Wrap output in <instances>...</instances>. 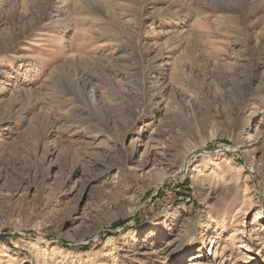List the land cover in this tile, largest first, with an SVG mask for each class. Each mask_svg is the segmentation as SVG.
Returning <instances> with one entry per match:
<instances>
[{
	"label": "rangeland",
	"instance_id": "rangeland-1",
	"mask_svg": "<svg viewBox=\"0 0 264 264\" xmlns=\"http://www.w3.org/2000/svg\"><path fill=\"white\" fill-rule=\"evenodd\" d=\"M244 257L264 264V0H0V264Z\"/></svg>",
	"mask_w": 264,
	"mask_h": 264
},
{
	"label": "bare ground",
	"instance_id": "bare-ground-1",
	"mask_svg": "<svg viewBox=\"0 0 264 264\" xmlns=\"http://www.w3.org/2000/svg\"><path fill=\"white\" fill-rule=\"evenodd\" d=\"M258 139V138H257ZM257 139H255V140H250L251 142L253 141H256ZM198 148V147H197ZM219 148L221 149V150H223V151H225L226 150V148H228V149H230V147L229 146H226V145H220L219 146ZM227 149V150H228ZM202 153H205V150L204 149H196V150H194L193 152H191L190 154H188V156H185V157H183V164L180 166V167H178V168H176V170L172 173V175L171 176H169V177H172V176H174V177H183L184 176V174H185V171H186V169L188 168V165H189V163H190V160L193 158V157H195V156H197V155H199V154H202ZM165 177H167V176H165ZM78 247V246H77ZM213 248H214V246H213ZM2 256L3 257H8V255L6 254V253H3L2 254ZM248 257V256H247ZM243 259H245V261H243V263L244 264H246L247 263V258L246 257H244Z\"/></svg>",
	"mask_w": 264,
	"mask_h": 264
}]
</instances>
